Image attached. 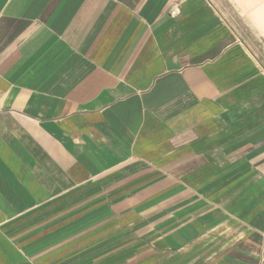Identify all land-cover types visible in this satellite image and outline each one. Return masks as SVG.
<instances>
[{
	"label": "crops",
	"instance_id": "obj_1",
	"mask_svg": "<svg viewBox=\"0 0 264 264\" xmlns=\"http://www.w3.org/2000/svg\"><path fill=\"white\" fill-rule=\"evenodd\" d=\"M0 264H264V0H0Z\"/></svg>",
	"mask_w": 264,
	"mask_h": 264
},
{
	"label": "built area",
	"instance_id": "obj_2",
	"mask_svg": "<svg viewBox=\"0 0 264 264\" xmlns=\"http://www.w3.org/2000/svg\"><path fill=\"white\" fill-rule=\"evenodd\" d=\"M174 13H177V11H174Z\"/></svg>",
	"mask_w": 264,
	"mask_h": 264
}]
</instances>
